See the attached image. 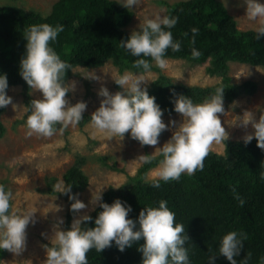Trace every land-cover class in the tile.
Returning a JSON list of instances; mask_svg holds the SVG:
<instances>
[{
    "label": "clouds",
    "instance_id": "9594fccd",
    "mask_svg": "<svg viewBox=\"0 0 264 264\" xmlns=\"http://www.w3.org/2000/svg\"><path fill=\"white\" fill-rule=\"evenodd\" d=\"M226 4V0H224ZM118 4L132 10L139 8L143 0H118ZM246 5L248 26L254 31L255 39L264 36V2L261 0H243ZM178 23V17L155 14L146 18L139 25V31H133L126 40L120 41V46L137 59L132 68L142 69L134 73L130 70L117 76L114 80L121 91L110 93L108 88L101 86L98 95L104 97L99 108L92 113L90 123L106 137L118 136L124 138L128 133L131 138L143 145L155 146L160 134L170 125H176L175 120L166 124L163 120L164 109L156 103L155 96H150L147 90L146 75L151 72L152 63L161 70L168 68L166 52L181 50V42L173 38L172 28ZM64 25L55 26L48 23L32 24L24 29L26 41L25 54L20 60V76L32 90L42 93V98L31 101L27 109L25 124L27 135L37 134L52 137L57 131H63L69 125L76 126L82 119L87 104L78 101L71 104L66 94L74 85L65 84L66 70H72V65L62 60L52 47L63 32ZM199 29H191V45L196 43ZM188 36V33L184 34ZM193 58L201 53L195 47L191 48ZM150 58V59H149ZM92 79H100L94 72L88 75ZM142 85H144L142 87ZM9 88L6 74H0V108L13 104V98L7 94ZM223 87H217L215 92L201 103H194L189 96L178 95L173 101V110L182 115V122L176 127L171 138L160 148L158 168L151 181L153 187L159 188L161 181L179 180L181 175H194L204 168V159L210 146L220 144L229 138L218 114L225 113ZM232 123L235 127L245 130L242 137L245 145L253 138L257 147L264 150V114L257 120L251 111H244L242 116ZM60 125V128H57ZM141 163H150L151 155H140ZM264 180V172L260 174ZM57 192L68 195L70 210L76 214L87 205L72 193V186L61 179L56 184ZM103 188L91 197V203H99L102 209L94 220V227H82L83 222L91 221L90 215L84 214L74 218L68 229L61 230L60 219L54 225L50 237L51 246L45 245L46 258L43 264H88L87 253L95 249L101 252L115 243L121 252L126 247L141 238L144 243L138 248L142 253V264H191L189 249L186 244L189 237L185 226L175 220V212L168 207L166 200H160L158 207L146 206L138 216V220L128 218L132 211L131 205L121 199H115L111 204L103 201ZM234 199L240 206L245 200L232 189ZM13 192L4 184H0V249H6L14 254H20L27 246V227L35 224L33 211L17 212L12 210ZM137 224L139 227H137ZM247 239L243 231H229L222 236L216 250L209 249L207 264H215L216 257L222 255L230 264H238L234 258L240 255ZM250 257V254H249ZM264 260V257L261 258Z\"/></svg>",
    "mask_w": 264,
    "mask_h": 264
},
{
    "label": "trees",
    "instance_id": "16d2710c",
    "mask_svg": "<svg viewBox=\"0 0 264 264\" xmlns=\"http://www.w3.org/2000/svg\"><path fill=\"white\" fill-rule=\"evenodd\" d=\"M165 4V15L178 17V23L171 31L173 38L181 42V50L173 52L169 49L166 57L184 58L194 63H202L210 57L206 70L210 75H220L222 83L205 88L181 84L171 86L162 75L148 90L162 109L172 111L173 101L178 95L189 96L194 103H200L217 87H223L224 101H229L240 89L249 91L254 86L250 82L239 86L232 84L227 75L228 63L237 61L264 65V36L256 40L252 29L240 30L220 0H179ZM132 15L133 12L118 4V0H56L45 16L37 11L1 5L0 74L7 75L9 87L22 86L23 101L28 109L33 98L30 87L20 76V60L26 51L23 33L29 25L41 23L64 25L63 32L52 47L62 60L72 65V69L77 65L96 67L106 60H112L119 71H143L132 68L137 57L120 46V41L131 34L124 28ZM193 27L199 29L195 45L190 44ZM192 47L200 51L198 58L192 57ZM72 75V70H66L65 83ZM85 84L88 81L85 80ZM3 109L0 108V113ZM86 120L87 115H83L79 123L83 124ZM3 130L0 120V136ZM161 159L160 155L153 157L150 163H142L128 182L117 188L108 187L103 191V201L111 204L119 198L127 202L132 207L128 218L138 220L144 207H158L160 200H166L168 207L175 212L176 222L185 226L191 264H207L209 249L216 250L222 236L233 230L243 231L247 235L240 255L234 257L238 264H264L261 259L264 257V180L260 179V174L264 172V150L257 147L256 139L253 138L247 145L243 141L227 140L225 155L209 150L202 171L194 175L184 173L176 181H161L160 187L156 188L151 184L153 179L146 181L144 175ZM81 161L82 157L78 158L63 175L65 184L72 186L74 194L88 185V177L77 166ZM233 188L245 200L243 206L234 199ZM52 191V187H48V192ZM72 202H68L63 224L65 229L70 227ZM100 211L102 209L98 203L88 214L93 220L83 222L82 227H94V220ZM143 243L141 238L123 252L117 249L115 243L101 252L92 249L87 253L88 264H142V253L138 248ZM6 251L0 249V257ZM215 264L230 262L218 255Z\"/></svg>",
    "mask_w": 264,
    "mask_h": 264
},
{
    "label": "rangeland",
    "instance_id": "374dc122",
    "mask_svg": "<svg viewBox=\"0 0 264 264\" xmlns=\"http://www.w3.org/2000/svg\"><path fill=\"white\" fill-rule=\"evenodd\" d=\"M56 0H0L1 5H10L22 8L26 11H37L43 16L47 15L52 4ZM179 0H143V4L132 8L131 21L125 26V30L132 33L139 31V25L146 18H152L155 14L165 15L166 4H172ZM223 2L229 14L233 16L240 30L251 29L248 26L246 5L243 0H220ZM264 2V0H261ZM168 68L161 70L151 61V72L146 75L147 90L153 82L166 77L172 85H184L187 87H214L222 83L220 75H210L206 70L210 65V57L202 63H194L184 58L166 57ZM125 71H119L112 60H106L96 67L77 65L72 69L73 75L65 84L74 85L66 94V99L71 104L84 101L87 104L83 115L87 120L76 126L69 125L62 132L57 131L52 137H43L37 134L27 135L26 118L29 114L23 101L22 86L13 85L7 90V94L13 98L12 104L4 107L0 113V120L4 126L0 136V183L6 185L13 194L12 210L23 212L31 210L35 216V224L27 227V246L20 254L10 251L0 257V264H43L46 258L45 245H51L50 237L54 232V225L60 219L63 224L66 220L69 199L64 193L57 192L56 184L62 179L65 171L75 164L78 158L82 161L77 165L88 177V185L77 193L78 199L87 207L79 213L72 214L70 226L74 218L79 215L89 214L98 203H91L92 193L100 188L105 191L108 187H119L129 181V177L135 175L141 166L138 157L140 155H159L160 148L172 136L176 127L182 122V115L174 110L164 111L163 120L167 124L169 120H175L176 125H170L159 136L157 145H141L139 141L125 133L124 138L118 136L106 137L96 130L90 123L91 115L95 112L104 97L98 95L101 86L108 88L110 93L121 91L115 84L117 76ZM134 73L142 71H133ZM90 72H94L100 79L89 78ZM227 75L232 84L239 86L244 82H250L254 86L249 91L240 89L229 101H224L225 113L218 114L222 125L229 134L228 141L240 142L245 131H252L251 126L247 130L235 127L232 123L242 116L244 111H251L258 120L264 114V65H252L237 61H229ZM85 80L88 84H85ZM144 85H142L143 87ZM30 95L34 99L42 98V93L30 88ZM203 102V101H202ZM201 103V102H200ZM210 151L219 155H225V141L220 144L213 143ZM159 162L150 167L144 175L146 181L154 179V173ZM64 181V180H63ZM65 182V181H64ZM48 187L53 191L48 192ZM61 224V230H65Z\"/></svg>",
    "mask_w": 264,
    "mask_h": 264
}]
</instances>
